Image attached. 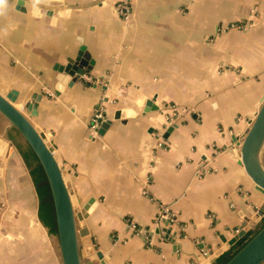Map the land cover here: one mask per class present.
Masks as SVG:
<instances>
[{
    "label": "crops",
    "instance_id": "1",
    "mask_svg": "<svg viewBox=\"0 0 264 264\" xmlns=\"http://www.w3.org/2000/svg\"><path fill=\"white\" fill-rule=\"evenodd\" d=\"M37 7L9 0L0 18V94L53 141L73 176L82 258L213 264L238 230L264 218V194L235 143L264 97V0ZM79 41L93 65L74 78L64 67ZM98 105L105 119L92 129ZM28 148L0 114V264H62ZM163 205L173 222L158 220Z\"/></svg>",
    "mask_w": 264,
    "mask_h": 264
},
{
    "label": "water",
    "instance_id": "2",
    "mask_svg": "<svg viewBox=\"0 0 264 264\" xmlns=\"http://www.w3.org/2000/svg\"><path fill=\"white\" fill-rule=\"evenodd\" d=\"M79 42L76 54L68 58V63L64 67V71L74 78L90 70L93 65V59L86 46ZM38 100L39 94H33L31 101L25 104L30 115L36 114ZM0 114L30 146L43 170L50 191L62 264H103L101 253L98 251L96 256L99 260L82 258L79 238L86 233L84 228L79 229L77 226V221L81 220L82 216L77 210L70 184L73 176L67 178L63 163L54 154L53 141L33 126L20 108L1 94ZM239 136L235 140L236 159L254 182L255 187L264 194V97L248 126L239 132ZM262 209L264 210V203ZM245 231V229L238 230L221 252L226 251ZM223 264H264V225Z\"/></svg>",
    "mask_w": 264,
    "mask_h": 264
},
{
    "label": "trees",
    "instance_id": "3",
    "mask_svg": "<svg viewBox=\"0 0 264 264\" xmlns=\"http://www.w3.org/2000/svg\"><path fill=\"white\" fill-rule=\"evenodd\" d=\"M29 157L34 158L32 150L28 148ZM33 176L35 178V183L37 185V190L40 196V212L41 215L44 216L45 223L51 228L52 232H56L55 229V218L53 212V206L51 201V196L48 188V184L46 182L45 176L42 172L40 164L36 160V165L33 169ZM264 225V218L262 222L254 229L248 231L241 238H239L233 246L221 254L213 264H223L227 259H229L241 246L245 244V242L254 235L262 226Z\"/></svg>",
    "mask_w": 264,
    "mask_h": 264
},
{
    "label": "built area",
    "instance_id": "4",
    "mask_svg": "<svg viewBox=\"0 0 264 264\" xmlns=\"http://www.w3.org/2000/svg\"><path fill=\"white\" fill-rule=\"evenodd\" d=\"M120 10H122L124 13L126 10V7L122 5ZM104 119H105L104 108L98 105L94 109L93 114L91 116V121H92L91 128L92 129L96 128L99 125V123L103 121ZM159 209L160 210H159L158 220L167 219L168 222L170 223L174 221L173 214L170 212V209L167 206L163 205Z\"/></svg>",
    "mask_w": 264,
    "mask_h": 264
},
{
    "label": "clouds",
    "instance_id": "5",
    "mask_svg": "<svg viewBox=\"0 0 264 264\" xmlns=\"http://www.w3.org/2000/svg\"><path fill=\"white\" fill-rule=\"evenodd\" d=\"M41 2L42 0H31L32 8L38 9L37 5ZM8 10H9V0H0V18L6 17L8 14ZM7 34H8L7 28H0V37L6 36Z\"/></svg>",
    "mask_w": 264,
    "mask_h": 264
}]
</instances>
